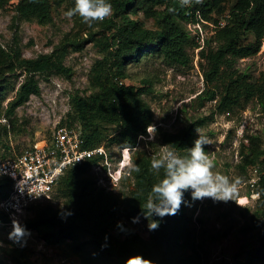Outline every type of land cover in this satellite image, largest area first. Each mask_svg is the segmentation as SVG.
<instances>
[{
	"label": "trees",
	"instance_id": "obj_1",
	"mask_svg": "<svg viewBox=\"0 0 264 264\" xmlns=\"http://www.w3.org/2000/svg\"><path fill=\"white\" fill-rule=\"evenodd\" d=\"M227 1L201 0L196 3L193 0L192 7L181 8L179 0H109L113 15L104 20L109 35L97 40L105 54L95 62L90 75V83L95 90L86 96H72L73 109L69 113L68 125L79 122L87 146L91 148L103 143L107 146L136 147L139 135L146 133L153 117L141 97L148 87L138 89L124 83L129 78L126 65L144 56L162 57L169 64H190L193 58L189 48H198L200 43L190 35L185 23L213 20L217 24L227 11L230 15L228 23L215 29L212 39L207 41L208 46L200 50L201 58L206 62V88L197 95V106L202 108L207 102L216 101L212 114L232 113L251 99H257L264 113V80L252 78L236 65L239 59L250 57L261 49L264 41V0H236L229 10ZM8 3L9 0H0V8ZM14 8L19 19L35 20L41 24L52 20L51 0H19ZM139 10L146 18L153 19L157 28L146 27L131 16ZM214 13L222 16L214 18ZM86 40H96L95 34L91 33ZM67 41L58 44L52 52L35 58L24 57L19 48L5 50L0 45L1 78L8 72L17 74L20 71L24 75L15 97L9 102L7 114H13L28 102L32 94L40 93L37 75L58 73L71 76L72 70L65 59L70 46L78 50L83 42ZM210 42H216V46L213 47ZM206 120L192 118L175 132L157 126V134L163 145H169L180 156L189 158L188 150L198 138L196 129H201ZM111 126L116 131L112 136ZM204 147L207 152L208 145ZM250 150L252 153L244 155L239 165L246 170L247 176L249 166L260 165L264 169V147L257 145ZM152 159L151 155L143 153L135 164L139 171H133L135 183L126 209L131 217L145 218L142 209L153 195L152 186L164 178L165 167L156 172L151 168ZM96 161L70 168L60 179L57 192L61 191L69 199L65 213L54 211L50 206L53 202L36 207L39 214L33 222L34 227L43 229L50 243L68 242L73 249L85 254L88 264H126L129 258L135 256L151 260L153 264H200L195 227L188 213L189 192L184 193L185 204L176 215L163 219L154 215L150 218L159 221V228L151 231L149 238L139 236L124 224L118 225L120 233L114 235L111 227L117 224L125 211L121 209L118 196L98 186L96 179L89 175ZM9 189V180L0 177V201ZM257 190L260 197L254 215L264 219V178ZM7 221V216L0 211V223ZM186 249H192L193 253L186 254ZM261 261H264V237L243 264H259ZM18 264L35 263L22 260Z\"/></svg>",
	"mask_w": 264,
	"mask_h": 264
},
{
	"label": "rangeland",
	"instance_id": "obj_2",
	"mask_svg": "<svg viewBox=\"0 0 264 264\" xmlns=\"http://www.w3.org/2000/svg\"><path fill=\"white\" fill-rule=\"evenodd\" d=\"M18 1L9 0L5 7L0 8V45L3 49L19 48L24 57L35 58L52 52L58 44L68 42L67 40L83 42V46L78 50L70 46L65 59L66 65L72 70L70 77L58 73L37 75L40 93L32 94L28 102L18 107L13 114H7L9 102L15 97L24 75L18 71L17 74L8 72L3 78L0 76V152L7 151L9 154L18 153L44 139L56 127L69 124V113L73 109L72 96H86L95 90L90 83L92 67L105 54L102 44H97V40L109 35L104 21L95 22L89 27L78 15L66 17L65 13L75 6L73 0H51L52 20L46 24L19 19L14 10ZM235 1H227V10ZM131 16L143 22L146 27L157 28L155 21L146 18L142 10L133 12ZM221 16L213 14L214 18ZM209 22L214 23L213 20ZM211 24L206 21L185 23L190 35L200 43L198 48H189L193 60L188 65L169 64L162 57L154 56H144L126 65L129 78L124 83L138 89L148 87L141 97L153 117L151 125L156 127V131L154 135H149L147 130L139 135L137 146L132 147L131 151V163L127 169L130 174L123 177L114 191H111L118 196L121 209L125 212L110 231L114 235L119 234L118 225L124 224L139 236L150 237V221L139 217V222L133 223V218L137 216L131 217L126 211L135 183L133 171L137 159L143 153L158 159L165 157L166 154L161 152L164 145L157 134V126L175 132L192 118H207L199 130L212 142L208 145L207 153L214 162L213 171L228 176L230 180L240 178L241 183L234 201H213L210 198L193 201L191 198L188 213L192 216L195 227L200 264H243L264 237V219L254 215L258 198L252 196L246 170L239 165L243 162L244 155L252 153L250 147H264V113L257 99H251L232 113L212 114L216 101L207 102L202 108L197 106L199 85L204 83L206 88V62L201 58L200 50L202 46H208L207 41L215 33ZM91 33L95 34L96 40H86ZM210 44L216 46V42ZM236 65L252 78L264 80V41L259 52L239 59ZM73 126L81 129L79 122H75ZM111 127L110 136L116 133L114 126ZM108 147L109 162L115 168L117 164L119 166L121 148L124 146L111 144ZM252 171V166H249L248 175H253ZM105 174L108 172L103 167H91L89 170V175L95 178L102 176L105 179ZM189 194L191 196L190 192ZM68 201V197L58 191L50 206L54 211L65 213ZM38 214L39 211L35 208L13 220L26 231L23 240L18 243L9 238L13 222L0 223V264H18L22 260L35 264H88L85 254L73 249L68 242L50 243L43 229L34 227L33 222ZM88 249L91 250L90 247ZM185 253L192 254L193 250L186 249ZM259 264H264V261Z\"/></svg>",
	"mask_w": 264,
	"mask_h": 264
},
{
	"label": "built area",
	"instance_id": "obj_3",
	"mask_svg": "<svg viewBox=\"0 0 264 264\" xmlns=\"http://www.w3.org/2000/svg\"><path fill=\"white\" fill-rule=\"evenodd\" d=\"M229 17L227 12L217 24L206 22L215 30L224 27ZM204 89V83H201L199 93ZM108 151L109 147L104 143L88 147L81 129L61 125L41 141L18 153L0 152V177L7 178L10 183L8 194L0 201V211L8 218L3 224L12 223L16 217L30 213L41 203L53 202L62 176L70 168L83 163L97 160L91 167H103L108 172L105 179L102 176L94 177L98 186L114 191L119 181L130 174L127 169L131 163L132 148H121L119 166L117 164L115 168L111 167ZM126 151L129 152L127 160ZM252 169L253 175H248V185L252 189V196L259 198L260 192L257 189L264 178V169L260 165H254Z\"/></svg>",
	"mask_w": 264,
	"mask_h": 264
},
{
	"label": "clouds",
	"instance_id": "obj_4",
	"mask_svg": "<svg viewBox=\"0 0 264 264\" xmlns=\"http://www.w3.org/2000/svg\"><path fill=\"white\" fill-rule=\"evenodd\" d=\"M200 2L201 0H196V3ZM179 5L181 8H190L193 6V0H179ZM112 14L113 6L109 0H75V6L69 9L65 16L72 18L78 15L83 23L91 27L93 23L103 22ZM147 131L149 135H154L156 130L154 126L149 125ZM196 132L198 138L188 150V159L181 158L176 149L169 145L162 146L161 152L166 154L163 159L153 157L151 168L158 172L163 166L165 175L158 184L152 186L153 195L147 199L142 209L145 218L150 219L155 215L163 219L166 216L176 215L185 204V192L191 193L193 201L205 198L222 202L235 200L241 179L230 180L228 176L213 171L214 162L204 147L212 142L207 136L201 134L199 129H196ZM134 170L139 171V168ZM138 222L139 217H134L133 223ZM158 228L159 221L150 219L148 229L153 231ZM25 234V229L17 221H13V231L9 234V238L18 243L23 240ZM126 264H153V262L141 256H135L129 258Z\"/></svg>",
	"mask_w": 264,
	"mask_h": 264
},
{
	"label": "bare ground",
	"instance_id": "obj_5",
	"mask_svg": "<svg viewBox=\"0 0 264 264\" xmlns=\"http://www.w3.org/2000/svg\"><path fill=\"white\" fill-rule=\"evenodd\" d=\"M128 157H129V152H125V160H127L128 159Z\"/></svg>",
	"mask_w": 264,
	"mask_h": 264
}]
</instances>
